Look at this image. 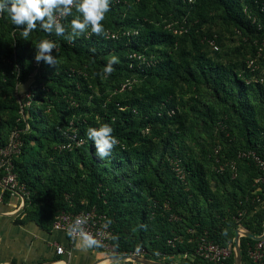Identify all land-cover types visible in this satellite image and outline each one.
<instances>
[{"label":"trees","instance_id":"obj_1","mask_svg":"<svg viewBox=\"0 0 264 264\" xmlns=\"http://www.w3.org/2000/svg\"><path fill=\"white\" fill-rule=\"evenodd\" d=\"M124 1L111 0L103 21L106 36L89 30L74 40L49 35L39 25L24 37L23 30L11 23L7 13L0 16V26L8 30L5 38L0 28V114L7 117L2 121L0 116V148L9 145L13 134L18 135L19 152L13 162L27 192L24 216L16 222L33 221L51 231L61 212L77 214L95 209L106 217L116 256L145 250L144 258L152 261L189 254L190 258H182L179 264H207L195 256L199 237L207 234L215 243L226 246L233 242L235 230L241 226L255 237L264 234V210L260 208L264 182H257L263 175L261 170L247 159L237 160L235 171L225 166L241 151H255L264 160V91L253 88L262 85L260 78L257 83L251 80L252 75L258 76L257 71L245 66L243 77L238 79L237 72H221L206 58L203 49L214 50L210 45L214 39L211 33H202V26L210 9L219 10L228 25L247 30L262 43L264 0ZM152 7L163 11L166 22H175L176 28H182L181 36L166 30L162 19L153 15ZM79 15L73 10V15L62 21L67 29L65 35L71 31V20ZM109 33L119 36L113 39ZM158 38L165 50H159L162 56L156 60L151 54ZM43 39L57 44L53 51L59 60L56 68L34 59L35 46ZM178 49L180 52L174 53ZM134 54L146 56L147 63L143 65L132 58ZM113 55L120 62L110 76L102 78L103 68ZM190 58L199 61L217 101L229 105L211 124V129L231 133L224 139L228 149L219 154L224 165L222 173L216 170L215 149L220 146L209 151L215 173L233 189L228 190V200L226 194L221 198L213 193L209 196L203 168L191 159L184 160L179 147L174 148L178 131L171 132L172 137L168 136L165 143L171 148L172 169L175 166L178 173L182 172L184 181L175 172L172 179L158 181L160 168L155 166V173H150L153 170L151 164L148 166L156 128L168 131L176 121L186 127L175 102L173 82L181 77V68ZM133 75L137 84L123 91L121 85L108 93L107 84ZM27 103L30 104L25 107ZM208 110L213 112V108ZM104 123L114 128L119 144L110 157L102 160L86 131ZM144 131L154 133L147 136ZM176 182L188 183L189 189L177 188ZM0 195L7 204L11 193H2L0 188ZM224 200L227 207L223 206ZM186 213L190 215L186 228L170 219H184ZM178 236L183 237V242L169 245L168 241ZM257 243L250 237H241L243 262L264 264V254L259 262L250 256ZM233 261L231 255L225 264Z\"/></svg>","mask_w":264,"mask_h":264},{"label":"rangeland","instance_id":"obj_2","mask_svg":"<svg viewBox=\"0 0 264 264\" xmlns=\"http://www.w3.org/2000/svg\"><path fill=\"white\" fill-rule=\"evenodd\" d=\"M127 1L130 0H125L124 3H126ZM152 10L155 17L157 16L158 18L162 19L166 30L173 31L174 33L178 34L177 36H181L180 32L182 28H176L175 22H166V19L162 17V10L156 9L155 7H152ZM147 12L149 13V11ZM124 14L125 13H122V16H124ZM207 15L208 17L206 19V22L202 26V33L208 32L212 34L214 42L216 41L215 45L218 47V50H212L209 48L203 49L206 58L212 60L213 65L221 72H237L238 79L243 77L242 73L245 69V66L251 71H257L258 76L256 77L255 75H252L251 80L254 83H257L258 78H260V82L262 83V85L257 84V86L253 88L257 89L258 87L264 91V40L261 44L259 39L252 38L251 34L247 30H237L236 27L228 25L229 23L222 19V12H220L219 10L210 9V11L207 12ZM155 25L158 26L159 24L156 23ZM0 28L6 38L8 36V30L4 29L3 26H0ZM160 42L161 41L158 38L155 45L152 47V50L154 51L151 54L152 59L156 58V60H158L157 57L160 58L162 56V51L159 50H165ZM6 44L7 42H5L4 45ZM187 49H190L188 45ZM177 52H180V49L176 50L174 53ZM195 55L196 54H193V56ZM251 61L254 62V67L251 66ZM199 66V61H196L192 58L188 59L187 63L184 64L181 68V77L178 79L176 78L173 82L175 87V102L178 106V112L181 117V121L183 122V126L186 127H181V125H179V123L176 121L168 126V131L164 130L165 132H159V130H161V127L156 128V135L152 139V141L154 142V149H152L153 156L149 159L148 166H150L151 164V170H153L155 166L160 168L159 172L156 175V177L158 176L159 178H157L158 181L160 180L162 182L166 180V178L169 180L170 177L172 179L175 176L174 172L176 174V177H178V175H181L179 179L184 181L183 173H178L175 169V166L172 169V159L169 157L171 148H169L165 143L166 138L170 136L171 132L174 133V131H178V135L176 136V138L174 137V148L179 147V154L184 160L191 159L196 164H198L200 168H203L205 177L209 182L207 187L210 193L209 196H212L213 193L215 196L221 198V196H224V194H226V200H228V190L230 192L233 189L231 186H229V184H223L221 178L215 173V167L209 160V157L211 156L209 154V151L214 148L213 146L216 145H219L221 147H219L220 151L223 149H228V146L224 144V139H228L231 133L223 131L221 128L211 129V124L213 122L212 120L215 118H219L218 116L222 115V110L227 109L229 105L227 103L224 105L221 104V102L217 101V96L213 92L212 85L207 79L208 77H206L202 73V69H200ZM137 83L138 79L134 75L131 76L130 79L123 77L118 80H113L111 83L107 84V91L108 93H110L109 91H111L112 88L113 90L117 91L119 86L121 85L122 87L120 91H123L127 87L131 88L132 86H134V84ZM225 83H227L229 87L232 86L228 81H225ZM249 91L250 89H248L247 92ZM235 92L233 91V95L236 94ZM225 95L226 94L222 95L221 93V96L225 97ZM29 104L30 103H27L25 107L29 106ZM208 108H213V112L209 111ZM22 112L23 111H21V113ZM0 116L2 121L7 119L5 114H0ZM72 132L75 131L72 130ZM153 133L154 132L152 131H144L143 134L148 136L149 134L152 135ZM170 137H172V135ZM150 173H155V171L153 170ZM189 186L190 185L188 183L184 184L176 182V187H181L183 191L188 190ZM10 199L8 203L10 202ZM230 199L232 198L229 196V200ZM223 202V206L227 207L228 203L225 200ZM166 208L169 209V206H167ZM260 208L261 211L264 210V201L260 204ZM22 215L24 214L22 213ZM185 216L186 217L184 219L177 216H171L170 219L172 220V222H178V225H180L179 227L186 228V226H188V221H190L188 220L190 215L189 213H186ZM239 229L242 232L241 234H243L246 230L242 226ZM226 246H229L232 249V257L234 259L232 264H234V240L233 242L228 243ZM135 252H137L136 254H140L138 256H134L133 253ZM135 252L130 253L128 255L129 258L127 259V261H124V263L122 264H125V262H133V257L144 258L143 254L145 250H136ZM185 255L186 254H183V259H189V257ZM252 259L256 261V259ZM181 260L182 258L179 257L168 258L167 260H160L158 262L172 264V262H179ZM260 260L261 259H258L257 262H259ZM242 264H247V261H242Z\"/></svg>","mask_w":264,"mask_h":264},{"label":"clouds","instance_id":"obj_3","mask_svg":"<svg viewBox=\"0 0 264 264\" xmlns=\"http://www.w3.org/2000/svg\"><path fill=\"white\" fill-rule=\"evenodd\" d=\"M111 0H0V15L7 13V18L18 28L23 30V36L39 28L44 32L55 36H65L66 39L74 40L84 36L89 30L97 36H106L107 31L103 21L110 11ZM75 10L80 15L71 20V31L67 35V29L62 23L67 17L73 15ZM35 61L37 63L57 67L59 60L53 51L57 44L52 39H43L36 46ZM136 55V54H134ZM131 55L132 58H138ZM139 60L146 64L142 55ZM119 57L113 55L103 68L102 78L110 76L114 71V65L119 64ZM152 63V62H151ZM114 128L104 123L98 128L89 127L86 131L87 137L94 141L96 155L100 159L110 157L113 149L119 144V140L113 135ZM87 246L97 245L98 241L90 236H85Z\"/></svg>","mask_w":264,"mask_h":264},{"label":"built area","instance_id":"obj_4","mask_svg":"<svg viewBox=\"0 0 264 264\" xmlns=\"http://www.w3.org/2000/svg\"><path fill=\"white\" fill-rule=\"evenodd\" d=\"M108 35L113 39H117L119 36L112 33H109ZM127 35H129V33ZM210 45L214 50H218V47L213 41H210ZM134 57L138 58V60L142 59L141 56L134 55ZM251 66L254 67L253 61H251ZM19 146L20 142L18 140V135L13 134L10 138L9 145L4 148H0V188L2 193L5 191H9L12 197H17L18 199H20L22 206H25V196L27 195L26 188L23 184H20L15 172V166L13 162V156L19 152ZM219 154L220 148L218 147L217 149H215L216 163L218 164L216 170L217 172L222 173L224 165L221 162ZM245 159L251 160L261 170L263 175L257 180V182H264V160L260 156H258L255 151H241L238 153L236 160H231L230 162L226 163L225 166H228L233 171H235L237 169V160ZM257 201L259 202V199ZM53 229L56 231L67 233L72 240L84 239L85 236H90L98 241V244L95 246L111 254H116L114 246L111 244L112 231L106 221V217L103 215H99L95 209L87 211L84 210L77 214L66 211L61 212L55 218ZM260 240L262 241H258L255 248L250 251V256L256 259V261L258 259H261L264 254V237ZM182 241L183 237L178 236L170 239L168 243L171 246H175L177 242L181 243ZM55 249L57 255L69 256L68 251L65 250L63 246L56 245ZM136 253L137 252L133 253V255L138 256L140 254ZM231 255V247L221 246L215 243L214 241L209 239L207 234L198 238V243L195 249V256H198L207 264H225V262L230 258ZM185 256L190 258L188 254H186Z\"/></svg>","mask_w":264,"mask_h":264},{"label":"crops","instance_id":"obj_5","mask_svg":"<svg viewBox=\"0 0 264 264\" xmlns=\"http://www.w3.org/2000/svg\"><path fill=\"white\" fill-rule=\"evenodd\" d=\"M23 209L17 197H11L8 204L0 201V264H122L127 261L118 260L116 254L95 245L87 246L84 239L72 240L65 232L41 229L33 221L19 224L16 221L23 218ZM56 245L63 246L69 256L57 255Z\"/></svg>","mask_w":264,"mask_h":264},{"label":"water","instance_id":"obj_6","mask_svg":"<svg viewBox=\"0 0 264 264\" xmlns=\"http://www.w3.org/2000/svg\"><path fill=\"white\" fill-rule=\"evenodd\" d=\"M240 229L235 230V239H234V250H235V262L234 264H242V252H241V247H240V238L241 237H250L255 240H260L261 238L264 237H255L252 233H250L247 229L244 231L243 234H241ZM128 256H118V260H125L128 259ZM133 260L135 262L141 263V264H168V263H163V262H158V261H152L148 259H144L141 257H133Z\"/></svg>","mask_w":264,"mask_h":264}]
</instances>
